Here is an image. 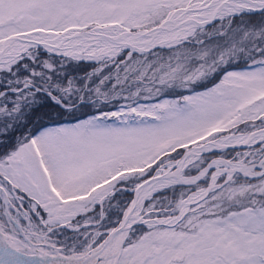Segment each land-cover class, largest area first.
<instances>
[{
    "label": "snow or ice",
    "instance_id": "obj_1",
    "mask_svg": "<svg viewBox=\"0 0 264 264\" xmlns=\"http://www.w3.org/2000/svg\"><path fill=\"white\" fill-rule=\"evenodd\" d=\"M0 264H264V0H0Z\"/></svg>",
    "mask_w": 264,
    "mask_h": 264
}]
</instances>
